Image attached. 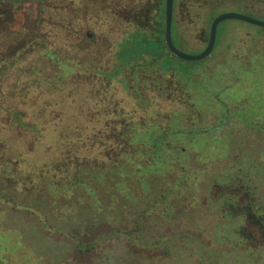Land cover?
I'll list each match as a JSON object with an SVG mask.
<instances>
[{"label":"rangeland","instance_id":"374dc122","mask_svg":"<svg viewBox=\"0 0 264 264\" xmlns=\"http://www.w3.org/2000/svg\"><path fill=\"white\" fill-rule=\"evenodd\" d=\"M98 3L0 0V264H264L261 231L230 209L238 195L226 200L224 188L243 174L254 201L264 194L263 27L228 19L202 60L166 53L167 70L145 56L111 74L122 62L101 36L154 37L157 18L116 0L117 26L101 28ZM190 7L176 18L183 43L173 36L189 54L205 47L221 13L264 21L228 0ZM50 11L73 26L71 38L65 26L55 39L44 33ZM242 52L250 69L230 73L227 58ZM62 107L77 108L88 146L99 144L79 169Z\"/></svg>","mask_w":264,"mask_h":264},{"label":"flooded vegetation","instance_id":"af4514ba","mask_svg":"<svg viewBox=\"0 0 264 264\" xmlns=\"http://www.w3.org/2000/svg\"><path fill=\"white\" fill-rule=\"evenodd\" d=\"M72 1V0H71ZM74 1V0H73ZM99 3V9H100V13L98 16V20L97 23L99 25V27H105L106 23H111L113 25H116L117 21H118V17L116 15V10H115V2L116 0H98ZM121 2H123V8L129 10V11H137L141 8V10L143 11H151L152 13V17L157 18V24L156 22L154 23V27L156 28V30L159 29V25H158V17L161 16L162 14V24H163V30H164V8H165V1L166 0H120ZM224 0H173L172 3V25H171V36H175L177 41H180L181 39V43H183V37L181 35V32L178 30L179 27V23L177 22L176 18H177V13L182 16L183 13L187 10V6H191L188 10H192V11H205V10H209L212 7H214V5H218L219 2H222ZM234 4H236L239 8L241 9H247V10H251V12H254L255 14H258L259 16H263L264 17V0H228ZM108 2H110V4H108ZM107 3V4H106ZM244 14V13H241ZM245 15V14H244ZM212 21V20H211ZM210 21V22H211ZM263 21V20H262ZM81 22H84L83 20H81ZM110 24V25H111ZM219 25V24H218ZM117 26V25H116ZM173 26V29H172ZM210 26V25H209ZM218 27V26H217ZM263 27L264 26H260ZM209 32V30H208ZM86 36L88 37V39H93L94 34L93 32H87ZM150 38H154L153 36H149ZM208 37V36H207ZM259 37L260 38H264V31L259 33ZM103 38V37H101ZM131 40V37L128 36L127 39L122 37H113L112 40H110L111 43H120V42H125V41H129ZM163 40H164V32H163ZM173 41V39H172ZM207 42V40H206ZM175 45V44H174ZM176 46V45H175ZM211 54V53H210ZM229 61L228 63H230V67L228 68L229 72H236V70L241 67L242 70H245L246 68H249V57L247 56L246 53L242 52L239 53L238 55H233L232 54L227 58ZM240 65V66H238ZM244 65L246 66L244 69ZM262 68V67H261ZM256 69H260V68H256ZM255 69V70H256ZM243 73V72H242ZM239 106H237L238 108ZM242 108H244V106H242ZM225 117L228 119L230 118V109L229 107H225ZM246 116V115H244ZM243 116V118H244ZM218 118H220V116H218ZM259 117L256 116H252V124L253 127H256L255 125H257V128H259V130L261 131L260 128L263 127V122L259 121ZM226 121V122H227ZM262 126V127H261ZM196 132L197 134H201L202 131H192V133ZM181 151L185 150V148L181 147L180 148ZM232 159V158H231ZM231 170H234L233 164L230 165ZM240 169L236 170L237 172ZM201 173H199L200 175ZM233 177L231 179L230 184L226 185L224 188H227L226 191V200H230L231 198L234 197V195H238V203L235 205H231V210L234 212H237L240 214L241 217L249 220V219H256L259 220V226L258 229L261 231L259 234L262 235L264 237V194H260L257 196V201L253 200V195H252V191L250 188L249 184H245V183H250L249 180H245L243 174L238 177V175L236 174V177L234 173H232ZM201 176V175H200ZM197 178V176H196ZM196 183H200V180L197 181ZM210 183V182H208ZM215 193L218 194L219 192L222 191V187L221 186H215ZM213 193V192H212ZM214 197V196H213ZM247 201V205L245 204V201ZM250 204V205H248ZM225 215L228 213L227 211H224Z\"/></svg>","mask_w":264,"mask_h":264},{"label":"trees","instance_id":"16d2710c","mask_svg":"<svg viewBox=\"0 0 264 264\" xmlns=\"http://www.w3.org/2000/svg\"><path fill=\"white\" fill-rule=\"evenodd\" d=\"M1 14V12H0ZM57 16V14L55 12H47L46 15V22H45V27H46V32H44L47 36H51V39H55V37L57 36V31H56V26H65V27H70L67 31V36H71V34L73 35L74 33V28L73 26L71 27L70 25L66 24V21H64L62 18L58 19V17H54ZM55 18V19H54ZM57 22V23H55ZM111 24V23H110ZM109 25V23H106V26ZM106 26L104 28H106ZM3 27L6 29V26L0 25V28ZM112 27V26H111ZM103 28V27H102ZM163 28L162 31L161 29H158L156 32V35L154 36V38H150L147 33H144L142 31H134L133 33H131L129 36L131 37V40L129 41H125V42H120V43H116V55L119 57V59L121 60V64L117 65V66H113L111 67V69L109 71H112L111 74H116L119 73L124 67H127L131 62L133 61H138V60H142L145 56H150L153 58V60L156 61H160L161 66L164 69H171V67L169 66L170 64L168 63L167 60V54L166 53H171L163 40ZM1 33V32H0ZM9 37V36H8ZM104 40L107 39V43H111L110 42V38L108 40V37H104ZM67 38V37H66ZM71 38V37H70ZM70 38H67L68 40ZM85 38L88 39V37L85 34ZM172 39H173V35H172ZM65 40V41H68ZM74 41L70 42L69 44H73ZM173 43L177 46V44L175 43L174 39H173ZM50 53H58L57 50L48 48ZM80 49V48H79ZM60 53V52H59ZM67 58V57H66ZM159 59V60H158ZM169 59V56H168ZM167 60V61H166ZM96 72H100L97 69H95ZM110 73V72H109ZM185 73H189V71H185ZM65 108V109H64ZM62 107L60 108L59 112L60 114L66 115V119L67 120H60V124H61V128L63 131V135H64V139L66 140V142L68 143V145L74 150L75 153L74 157L76 159H78V169L81 166V158H83V160H85V158L88 155L86 154L87 152H89V150H87V148H90V146H88V141H89V132L88 131V124L85 122H81L78 117H75L74 114V110L77 108L72 107L69 108L67 111L66 107ZM16 113H19L18 111H16ZM11 124H15V122H11ZM87 124V125H85ZM32 129L29 131H32L34 134H38L39 132L37 131V127L35 125H31ZM29 127V128H31ZM36 131V132H34ZM88 138V139H87ZM75 140H78V142L76 143L75 146H73V144H70V142H74ZM116 136L113 137L112 136V142L115 141ZM112 144V143H111ZM110 145V144H108ZM99 146L98 142H95L94 145H92V148H99L97 147ZM103 146H105V144L103 143ZM156 146H159L158 143H156ZM90 148V149H92ZM85 151V153H84ZM96 158V157H95ZM97 159V158H96ZM95 159V160H96ZM98 160V159H97ZM249 223H251L253 226L257 225L259 226V220L256 219H249L248 220Z\"/></svg>","mask_w":264,"mask_h":264},{"label":"water","instance_id":"95a60500","mask_svg":"<svg viewBox=\"0 0 264 264\" xmlns=\"http://www.w3.org/2000/svg\"><path fill=\"white\" fill-rule=\"evenodd\" d=\"M172 3L173 0H166L165 1V8H164V43L167 49L171 52L172 55L178 57L179 59L185 61H199L207 56L210 55L212 52L215 41H216V31L217 26L220 22L228 20V19H236L245 21L254 25L264 26V21L258 20L256 18L235 12H226L221 13L214 17L210 22L209 32L207 37V42L205 47L196 54H189L182 50H180L177 46L174 45L171 36V25H172Z\"/></svg>","mask_w":264,"mask_h":264}]
</instances>
